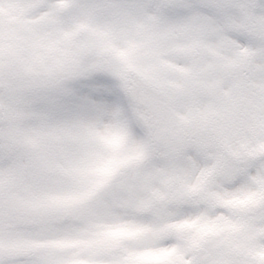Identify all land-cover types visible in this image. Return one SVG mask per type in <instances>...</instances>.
Wrapping results in <instances>:
<instances>
[{"label": "snow or ice", "instance_id": "6c2138e0", "mask_svg": "<svg viewBox=\"0 0 264 264\" xmlns=\"http://www.w3.org/2000/svg\"><path fill=\"white\" fill-rule=\"evenodd\" d=\"M262 47L264 0H0V264H220L210 229L172 231L187 221L155 187L153 146L178 101L264 81ZM109 55L153 95H136ZM240 252L223 259L264 261Z\"/></svg>", "mask_w": 264, "mask_h": 264}, {"label": "clouds", "instance_id": "9594fccd", "mask_svg": "<svg viewBox=\"0 0 264 264\" xmlns=\"http://www.w3.org/2000/svg\"><path fill=\"white\" fill-rule=\"evenodd\" d=\"M252 51L257 63L264 64V47ZM105 59L114 71L126 73L136 95H153L147 81L119 57ZM166 75L174 79L178 74ZM94 78L135 103L112 73L100 71ZM208 78L214 79V74ZM175 110L178 115L164 117L153 146L154 156L164 160L159 167L165 170L155 187L171 202L177 197L182 201L172 220L187 221L172 231L190 240L205 227L210 229L208 247L221 257L220 264H227L223 257H239L241 249L264 251V81L239 89L227 84L217 92L200 91L187 102L178 101ZM126 111L121 106L108 113L105 123H115Z\"/></svg>", "mask_w": 264, "mask_h": 264}]
</instances>
